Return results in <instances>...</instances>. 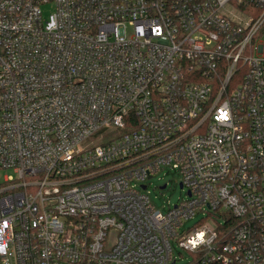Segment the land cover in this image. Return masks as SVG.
Segmentation results:
<instances>
[{"label":"built area","instance_id":"2783aa9c","mask_svg":"<svg viewBox=\"0 0 264 264\" xmlns=\"http://www.w3.org/2000/svg\"><path fill=\"white\" fill-rule=\"evenodd\" d=\"M0 169V264H264V0H0Z\"/></svg>","mask_w":264,"mask_h":264},{"label":"rangeland","instance_id":"374dc122","mask_svg":"<svg viewBox=\"0 0 264 264\" xmlns=\"http://www.w3.org/2000/svg\"><path fill=\"white\" fill-rule=\"evenodd\" d=\"M41 10L42 17L47 19L50 13H52L53 8L52 5L48 4L43 5ZM105 132H107V135L104 140L111 139L118 133L117 131L110 130H106ZM92 139H95V137H92ZM5 176L15 177V174L10 169H0V183L3 182V178ZM179 180L180 177L176 171L171 169L169 166H163L151 179L144 182L135 181L132 184L135 185L136 189H139L140 185H147L146 190L151 203L157 210L164 212L168 209V207L172 208L173 205H175L181 198H185V190L180 189L178 184ZM163 184H166V187L164 189H160L159 187ZM213 223V217L207 213L198 212L192 217L183 221L181 230L185 233L189 229L199 226V224L211 226ZM173 247V256L177 260L176 264H185L191 260L190 255L186 251L178 248L175 243H173Z\"/></svg>","mask_w":264,"mask_h":264},{"label":"water","instance_id":"95a60500","mask_svg":"<svg viewBox=\"0 0 264 264\" xmlns=\"http://www.w3.org/2000/svg\"><path fill=\"white\" fill-rule=\"evenodd\" d=\"M145 186H143V188H144ZM166 187V184H163V185H161L159 188L160 189H164ZM179 187L180 188H182V185H181V183H179Z\"/></svg>","mask_w":264,"mask_h":264}]
</instances>
